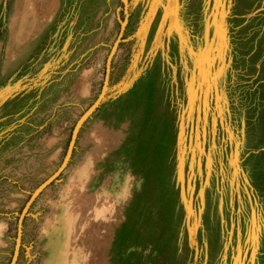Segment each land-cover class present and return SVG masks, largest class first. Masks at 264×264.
Returning a JSON list of instances; mask_svg holds the SVG:
<instances>
[{
	"label": "rangeland",
	"instance_id": "374dc122",
	"mask_svg": "<svg viewBox=\"0 0 264 264\" xmlns=\"http://www.w3.org/2000/svg\"><path fill=\"white\" fill-rule=\"evenodd\" d=\"M125 1L0 0V264H264V0Z\"/></svg>",
	"mask_w": 264,
	"mask_h": 264
},
{
	"label": "water",
	"instance_id": "95a60500",
	"mask_svg": "<svg viewBox=\"0 0 264 264\" xmlns=\"http://www.w3.org/2000/svg\"><path fill=\"white\" fill-rule=\"evenodd\" d=\"M123 4H124V7L126 8L127 6V2L125 0H122ZM116 44H117V41H115V43L113 44V47H112V50L109 54V56L107 57V60H106V73H105V79H104V83H103V87H102V90H101V94H100V97L95 101V103L89 108V110H87V113H90L93 108L97 105V103L99 102V99L102 97V94L105 92L106 90V85H107V75H108V69H109V66H110V60H111V54L113 52V50L115 49L116 47ZM86 113V114H87ZM85 114V115H86ZM79 122L77 123V125L75 126L72 134H71V138H70V141H69V145L67 147V151H66V154H65V158L63 160V163L61 165V167L59 168V170H57L53 175H51L49 178H47L34 192V194L38 193L43 187H45L52 179H54V177L60 172V170L65 166V164L67 163V160L69 159L70 155H71V151H72V147H73V141H74V137H75V130L78 126ZM29 204V203H28ZM27 204V205H28ZM26 205V207H27ZM24 212H22V214L20 215V218H19V225H18V232H17V236H16V245L19 246V243H20V238H21V234H20V221H21V218H22V215H23Z\"/></svg>",
	"mask_w": 264,
	"mask_h": 264
},
{
	"label": "bare ground",
	"instance_id": "6f19581e",
	"mask_svg": "<svg viewBox=\"0 0 264 264\" xmlns=\"http://www.w3.org/2000/svg\"><path fill=\"white\" fill-rule=\"evenodd\" d=\"M103 95V94H102ZM88 114V113H87ZM80 122V121H79ZM79 125V124H78ZM77 128H78V126H77ZM77 128H76V130H75V132L77 131Z\"/></svg>",
	"mask_w": 264,
	"mask_h": 264
}]
</instances>
